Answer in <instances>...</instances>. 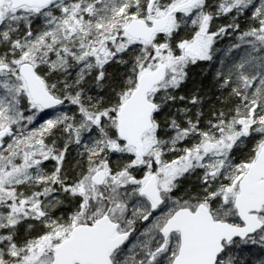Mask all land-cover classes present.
I'll use <instances>...</instances> for the list:
<instances>
[{
    "label": "snow or ice",
    "instance_id": "obj_1",
    "mask_svg": "<svg viewBox=\"0 0 264 264\" xmlns=\"http://www.w3.org/2000/svg\"><path fill=\"white\" fill-rule=\"evenodd\" d=\"M0 264H264V0H0Z\"/></svg>",
    "mask_w": 264,
    "mask_h": 264
}]
</instances>
